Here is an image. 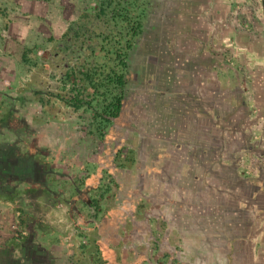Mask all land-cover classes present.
<instances>
[{
	"label": "rangeland",
	"instance_id": "rangeland-1",
	"mask_svg": "<svg viewBox=\"0 0 264 264\" xmlns=\"http://www.w3.org/2000/svg\"><path fill=\"white\" fill-rule=\"evenodd\" d=\"M131 2L0 0V120L13 109L27 125L25 130L0 125V142L25 152L28 136H35L40 151L35 160L47 170L45 186L24 177L15 196L0 195L13 206L8 214L0 208V238H8L0 250L27 234L19 220L23 210L37 217L39 230L58 234L60 244L52 251L66 254L63 264H106L99 249L108 236L107 246L121 264H246L248 247L235 241L261 229L258 243H264V219L243 205L222 208L219 215L210 209L213 182L222 188L236 184L229 169L213 166L217 172H204V181L192 187L200 170L187 142L212 146L213 131L208 118L183 112L177 99V74L193 65L181 61L206 33L193 11H182L189 0L138 1L143 32L128 59L121 122L96 117L103 96L93 92L85 75L95 78L99 66L115 57L125 29L112 15L132 9ZM249 2L255 20L264 22L261 1ZM180 84L192 92L191 80ZM212 157L207 148L200 160L204 170L212 167ZM162 178L173 187L163 205L154 203L166 198V189H156ZM249 192L242 185L226 198L244 200ZM50 223L56 227L40 226ZM114 225L119 241L108 235Z\"/></svg>",
	"mask_w": 264,
	"mask_h": 264
},
{
	"label": "crops",
	"instance_id": "crops-1",
	"mask_svg": "<svg viewBox=\"0 0 264 264\" xmlns=\"http://www.w3.org/2000/svg\"><path fill=\"white\" fill-rule=\"evenodd\" d=\"M250 3L249 0H189L182 11H193L197 20L204 23L201 28L206 33L205 41L199 40V45L195 44V52L181 61L182 66L190 60L193 65L189 71L181 70L177 74V87L180 90L177 99L182 102L183 112H193L195 117L208 118L213 131V137L209 141L212 146L205 147L198 141L196 144H191L193 141L187 142V151L194 148L191 158L197 161L196 167L200 170L193 174L192 187H196L198 181H204L201 178L204 172L213 174L221 166L228 168L236 184L229 183L222 188L221 184L213 182L211 188L215 193L211 195L213 203L210 209L219 215L222 208L226 207L230 211V207L243 205L246 212L256 213L258 218L264 219V22L255 20ZM261 13L263 14L262 10ZM238 14L245 17L240 20L243 25L239 22V17L242 18L243 15ZM247 19L252 25H249ZM185 79L193 82L190 93L185 92L188 88L184 84L180 86ZM223 110L226 111L225 116L221 115ZM207 148L213 155L210 160L212 167L204 170V162L200 160L207 155ZM163 155L168 156L165 151ZM213 166H217V170ZM182 169L181 176L187 171L184 167ZM159 171L150 173L157 175ZM242 185L249 187L246 199L226 198L229 193H238ZM209 187L206 185L202 193ZM156 189H166L165 201L161 198L154 202L163 205L169 197V189L172 191L173 187L162 178ZM10 203L9 199L0 201V208L7 214L13 207ZM14 206L17 207L15 204ZM196 206L200 209L199 205ZM15 210L18 215L19 211L17 208ZM201 211L203 209L199 210ZM1 222L0 219V224ZM41 225L50 230L56 227L52 223ZM233 235L227 232L228 237L232 238ZM261 235L260 229L253 236L236 239L235 242H242L248 247L246 264H254V261L264 264V243H258ZM6 239L8 238H0V244ZM2 246L3 244L1 248Z\"/></svg>",
	"mask_w": 264,
	"mask_h": 264
},
{
	"label": "trees",
	"instance_id": "trees-1",
	"mask_svg": "<svg viewBox=\"0 0 264 264\" xmlns=\"http://www.w3.org/2000/svg\"><path fill=\"white\" fill-rule=\"evenodd\" d=\"M138 1L131 2L132 9L125 6L123 10L113 12V19H119L124 26L125 34L122 36L124 42L120 43L119 47L112 52L115 57L109 64L99 66L95 78L88 74L85 75L90 80V87L94 93L101 90L102 110L97 112L96 117L103 122H121L129 75L128 59L134 46L138 43L137 39L139 37L141 39L143 32L144 8L137 4ZM262 3L264 5V0ZM23 121L19 113L12 109L7 116L0 120V125L5 128L18 125L25 130L27 125ZM36 140L38 139H35V136L31 134L28 136L27 151L25 152L13 142H0V195L6 198L15 196L18 193V185L24 177H29L33 182L45 186L47 170L35 160V155L40 153ZM19 218L21 225L25 226L27 234L20 241L12 242L2 249L0 264H63V256L66 254L52 251L53 247L60 244L58 234L39 230L36 226L37 217L29 212L20 210ZM108 237L106 240H101L102 249H99L101 256L104 257L106 264H121L113 250L107 246L109 244ZM50 238H53V241L49 242ZM112 240L117 241L116 238ZM112 243L111 241L110 244ZM68 254L71 259L72 254L70 252Z\"/></svg>",
	"mask_w": 264,
	"mask_h": 264
},
{
	"label": "flooded vegetation",
	"instance_id": "flooded-vegetation-1",
	"mask_svg": "<svg viewBox=\"0 0 264 264\" xmlns=\"http://www.w3.org/2000/svg\"><path fill=\"white\" fill-rule=\"evenodd\" d=\"M130 218H132V217H130ZM117 225H114L109 231V233H108V235L111 233V236H113L114 238H116L117 239V241H119L120 240V237H119V235H118V233H117Z\"/></svg>",
	"mask_w": 264,
	"mask_h": 264
},
{
	"label": "water",
	"instance_id": "water-1",
	"mask_svg": "<svg viewBox=\"0 0 264 264\" xmlns=\"http://www.w3.org/2000/svg\"><path fill=\"white\" fill-rule=\"evenodd\" d=\"M261 1V10H262V12H263V14H264V5H263V3H262V0H260Z\"/></svg>",
	"mask_w": 264,
	"mask_h": 264
}]
</instances>
